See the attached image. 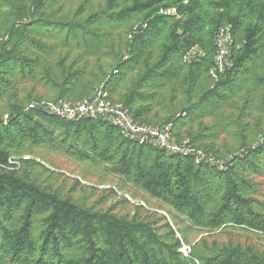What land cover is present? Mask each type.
<instances>
[{
	"label": "trees",
	"instance_id": "1",
	"mask_svg": "<svg viewBox=\"0 0 264 264\" xmlns=\"http://www.w3.org/2000/svg\"><path fill=\"white\" fill-rule=\"evenodd\" d=\"M225 26L230 63L213 79ZM192 48L200 54L185 60ZM101 84L135 120L169 124L195 151L173 153L101 117L66 119L38 102L80 101ZM3 98L0 264H264L251 243L188 240L193 229L264 233V0H0ZM40 148L115 176L109 196L131 185L167 209L121 195L132 213H118L42 185L36 167L54 169Z\"/></svg>",
	"mask_w": 264,
	"mask_h": 264
},
{
	"label": "rangeland",
	"instance_id": "2",
	"mask_svg": "<svg viewBox=\"0 0 264 264\" xmlns=\"http://www.w3.org/2000/svg\"><path fill=\"white\" fill-rule=\"evenodd\" d=\"M102 61L109 62L110 57L102 59ZM31 84H28L27 90L30 91L29 88ZM99 87V86H97ZM34 89V88H33ZM107 90V89H106ZM95 91V90H94ZM91 93V95L94 93ZM35 94H50V92L41 86H36L33 90ZM26 91H21L19 93V98L24 99ZM107 97L108 100L112 103H120L118 101L112 100L109 96V92L107 90ZM48 97L38 101L39 103L43 101H51ZM68 101V100H67ZM23 104L26 102L23 100ZM29 104H35V101H30L26 104V107ZM7 112V101L5 98L0 99V114L6 117ZM211 119H204L203 123L209 124L211 123ZM152 125V124H151ZM154 125V124H153ZM157 126V125H156ZM196 126H194L195 128ZM171 137L172 133H170ZM175 140V139H174ZM182 141L187 142V139ZM234 141V140H233ZM218 142H225L226 145H230L232 143V139L229 137H225L223 135L220 136ZM193 149H196L195 146H192ZM38 153L43 155V159L46 160L48 163H45V166L53 168V172L45 171L42 167L38 166L34 170V176L37 178V182L41 183L42 185H47L53 189L59 191V193L64 195H69L72 198L82 201L86 205H93L100 209H106L110 205L114 206V211L118 213H132L131 206H126L121 202H118L121 195H126L129 199V202L135 203L139 202L144 205L145 208L158 210L159 213H165L167 209L166 205L161 203L160 201L146 197L142 191L135 190L131 185L125 187L124 191H117L116 196H109L107 195L106 191L108 187H113L118 179L104 171L103 169H93L85 164H81L75 160L69 159L67 156L45 151L44 149H38ZM37 153V154H38ZM38 156V155H37ZM30 155L26 154L22 156V158H29ZM11 158V157H10ZM17 158V157H13ZM18 164H11L13 167L18 168L20 166L19 158H17ZM36 159H39L36 157ZM51 164L52 166H49ZM78 179L80 184L75 185L74 181ZM128 189L130 192H135L136 197L132 198L131 195L126 191ZM124 193V194H123ZM171 222V221H170ZM205 237L207 242L211 240H216L219 242H238V243H251L254 247L264 252V233H255L252 231L242 230L240 228H226L219 231H211L205 232L204 230L193 229L188 233V240L191 243L199 241L201 237ZM180 250L187 254L189 250V246L182 244Z\"/></svg>",
	"mask_w": 264,
	"mask_h": 264
},
{
	"label": "built area",
	"instance_id": "3",
	"mask_svg": "<svg viewBox=\"0 0 264 264\" xmlns=\"http://www.w3.org/2000/svg\"><path fill=\"white\" fill-rule=\"evenodd\" d=\"M169 11V9L167 10ZM232 45V38L229 27H222L216 38V53L214 55V66L209 74L213 79L217 73L224 70L229 65V54ZM200 54L197 48H192L185 55V60H190L195 55ZM49 111L64 117L74 119L82 116L101 117L115 125L125 136L140 142L148 141L152 145L166 148L173 153L189 154L195 151L186 142H176L170 135L171 126H156L141 123L135 120L122 103H112L108 100L107 90L104 84L99 85L94 93L80 101L70 102L65 99L55 101H43L39 103ZM32 106V104H30ZM198 157H203L200 151H196ZM17 158H8L9 164H18Z\"/></svg>",
	"mask_w": 264,
	"mask_h": 264
}]
</instances>
